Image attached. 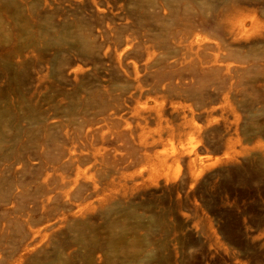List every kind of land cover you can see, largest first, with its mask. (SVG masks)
I'll return each mask as SVG.
<instances>
[{
  "label": "rangeland",
  "instance_id": "obj_1",
  "mask_svg": "<svg viewBox=\"0 0 264 264\" xmlns=\"http://www.w3.org/2000/svg\"><path fill=\"white\" fill-rule=\"evenodd\" d=\"M0 264H264V0H0Z\"/></svg>",
  "mask_w": 264,
  "mask_h": 264
}]
</instances>
